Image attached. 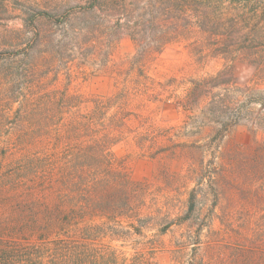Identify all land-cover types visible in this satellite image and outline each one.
I'll list each match as a JSON object with an SVG mask.
<instances>
[{
    "label": "rangeland",
    "instance_id": "1",
    "mask_svg": "<svg viewBox=\"0 0 264 264\" xmlns=\"http://www.w3.org/2000/svg\"><path fill=\"white\" fill-rule=\"evenodd\" d=\"M85 2L0 0V222L14 224L0 233L15 228L13 215L37 188L20 180L26 162L47 170L46 190L36 193L42 206L79 210L77 226L120 218L92 250L115 252L118 264H264V77L252 63L264 22L254 1L207 0L226 22L219 32L236 18L246 56L237 60L214 53L225 35L202 32L190 1L173 19L159 11V34L169 37L158 49L140 48L148 37L138 45V30L117 19H95L97 30L77 38L59 15L40 23L43 53L30 50V6L62 13ZM43 92L65 106L21 120L23 95ZM131 215L140 230L128 225Z\"/></svg>",
    "mask_w": 264,
    "mask_h": 264
},
{
    "label": "trees",
    "instance_id": "2",
    "mask_svg": "<svg viewBox=\"0 0 264 264\" xmlns=\"http://www.w3.org/2000/svg\"><path fill=\"white\" fill-rule=\"evenodd\" d=\"M186 1H190L195 5L194 11L199 13V27L202 32H208L212 36L225 35L218 46L220 48L214 50L216 55H223L233 60L246 57L241 56L242 53L238 50L242 45L236 35V18L230 17L226 19L228 22L227 32H219L217 30L219 29L218 26L224 25L226 22L222 18L210 14L207 0H86L85 5H79V10L65 7L66 10L62 13H60V9L64 7L57 5L45 9L30 6V14L26 16L30 17L31 22L36 27L35 43L31 46L30 50L36 54L43 53L41 48L45 44V39L44 33L40 30V23L50 22L56 24L59 15V17L63 18L61 24L64 27L69 21L74 22L73 25H70L73 29V36H77V38L88 36L92 31L97 30L98 27L96 28L95 19L101 25H107L110 19H117V24L122 29L128 31L138 30V32L132 34L138 45H140L141 39L137 37H148L150 44L146 43V46H143L142 42L140 48L158 49V46L162 45L161 41L169 37L167 34H159V19L161 18L160 14H158L159 11L162 9L166 17L173 19V11L178 7L180 9L179 14H181L186 9ZM226 1L233 6L241 1H246L248 4L254 1V13L259 15V22H264V0ZM194 5L192 6L194 7ZM28 12L24 11V14ZM87 17H92V20L85 23L84 20L88 19ZM22 19L26 22L25 18ZM159 38L160 40H157ZM248 41L246 40L245 43ZM257 43L261 50L253 52L254 58L252 59V63L254 62L258 65L261 70V76L264 77V38L260 39ZM141 55L142 53L139 52V56ZM49 94V92L38 94L35 100H33V96L30 97L24 94L23 100H20V105L15 111L16 114L21 120L29 118L31 113L32 117H41L43 115L48 118L49 114L46 112V106L55 105V109L59 110L65 106L61 98L54 100ZM2 109L3 115L8 116V109ZM49 113L54 117V114ZM47 130L50 129L45 127L42 131ZM27 135L29 134H24L19 139L21 147H28L31 143ZM32 135H35V133L30 132L29 136ZM38 160L42 163L45 161L44 158H38ZM20 165H22L21 172L24 174L20 176V180L28 190H32L35 186L38 188V185L43 189L47 187V170L44 171L42 170V166L35 167L26 162ZM37 188L30 191L25 212L21 209L19 214L13 215L17 217L15 228L6 232L1 229L0 264H112L113 261H116L115 264H118V256L115 252L109 254L108 252L100 251L98 253L92 250L97 245L96 241L98 239L101 240L106 236L108 237L112 231L116 230L118 224L121 225L119 217H108L106 227L100 224L77 226L81 218L79 210L69 209L67 211L60 205L55 206V208L42 206L36 194ZM127 217L132 219L128 225L140 230L138 226H135L136 223L134 222V220L139 222V219L133 215ZM111 224L112 226H110ZM0 225H9L11 228L14 226L10 222L5 224L0 222ZM71 225L75 226L74 232L71 229H67ZM34 237H37V239L34 240Z\"/></svg>",
    "mask_w": 264,
    "mask_h": 264
}]
</instances>
